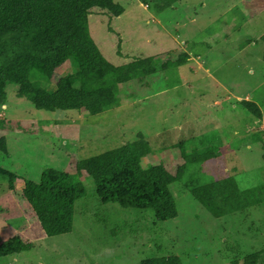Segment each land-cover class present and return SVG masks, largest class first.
<instances>
[{"label":"rangeland","instance_id":"obj_1","mask_svg":"<svg viewBox=\"0 0 264 264\" xmlns=\"http://www.w3.org/2000/svg\"><path fill=\"white\" fill-rule=\"evenodd\" d=\"M119 2L121 15L97 12L88 20L109 62L182 51L188 58L155 78L120 86V104L98 114L37 109L16 95V85L6 86L0 135L7 153L0 151V167L9 174H0V243L17 235L33 248L0 256V264H140L171 255L182 264H242L264 249V194L243 211L213 217L173 182L177 215L166 221L151 209L88 194L75 202L72 231L55 236L44 233L23 197L24 180L39 182L49 170L73 174L79 160L140 138L158 153L167 146L144 157L146 163L176 165L182 141L188 152L211 144L218 157L206 161L204 178L230 176L243 189L264 185V0H179L162 11L155 1ZM243 100L255 102L262 117ZM84 182L91 191L92 182Z\"/></svg>","mask_w":264,"mask_h":264},{"label":"trees","instance_id":"obj_2","mask_svg":"<svg viewBox=\"0 0 264 264\" xmlns=\"http://www.w3.org/2000/svg\"><path fill=\"white\" fill-rule=\"evenodd\" d=\"M139 1L144 5L155 1L162 11L179 0ZM124 9L119 0H0V106L6 101V86L14 84L16 95L37 109L98 114L120 104V86L155 78L186 62L188 53L184 51L176 56L134 58L123 65L109 62L90 35L89 16L99 12L114 18ZM243 103L254 116L262 117L255 102ZM187 143L176 144L180 160L176 165L153 164L143 158L160 154L167 146L158 153L147 140L136 139L79 160L73 174L49 170L39 182L24 180L22 194L47 236L72 231L75 202L88 194L101 203L151 209L158 221L177 215L170 190L173 182L182 183L213 217L243 211L263 200L264 185L243 189L230 176L204 178V165L218 157V150L210 144L188 152ZM0 151L7 153L2 135ZM191 164L199 169H191ZM0 174L9 172L0 167ZM85 179L92 182L91 191ZM32 248L31 240L15 235L0 243V256ZM232 262L238 264L237 259ZM140 264H182V260L171 255L143 259ZM242 264H264V249L246 255Z\"/></svg>","mask_w":264,"mask_h":264},{"label":"crops","instance_id":"obj_3","mask_svg":"<svg viewBox=\"0 0 264 264\" xmlns=\"http://www.w3.org/2000/svg\"><path fill=\"white\" fill-rule=\"evenodd\" d=\"M233 28H234V27H232V28H230V29L233 30ZM201 47H202V46H201ZM202 48H203V47H202ZM189 54H190V51H189ZM199 55H201V54L199 53ZM246 97H247V96H246Z\"/></svg>","mask_w":264,"mask_h":264}]
</instances>
